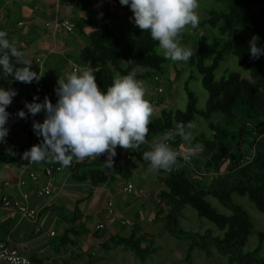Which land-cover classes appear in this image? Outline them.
<instances>
[{"label":"trees","instance_id":"16d2710c","mask_svg":"<svg viewBox=\"0 0 264 264\" xmlns=\"http://www.w3.org/2000/svg\"><path fill=\"white\" fill-rule=\"evenodd\" d=\"M63 1L73 3V8L77 11L89 13L95 10L93 0ZM218 1L224 7L211 8L207 11L208 17L200 19L199 26L208 28L210 33L195 39L194 51L187 60L191 70H196L201 75V84L207 92L205 105L198 106V97L186 81L185 108H161L160 113L152 117L146 137L147 142L152 137L164 138L175 131L177 123L184 124L188 131L187 126L197 117H202L208 121L212 136L196 137L190 144L192 148L202 147L211 153L202 166H199V159L185 161L178 157L184 162L182 166L156 171V181L162 186L154 198V220L162 221L160 231L189 240L186 264H194V248L204 251L208 256H226V264H264V230L257 229L256 245L246 248L254 229V221L251 213L234 196H247L259 211L264 212V54L253 58L249 52V40L253 35L259 37L257 44L264 46V0ZM102 4L95 11L96 14L102 13L99 20L93 21L91 16L84 20H71L73 31L85 39L79 55L81 64L90 66L93 71L99 69L95 75L102 89L112 83L115 74L123 75L133 70L137 79L148 77L159 81V77L165 72L167 59L158 53V41L153 40L148 31L142 32L133 23L130 19L133 13L128 5H122L120 0H106ZM185 35L186 30L178 38ZM8 38L12 40L9 34ZM16 45L32 61L31 68L41 73L43 62L37 61V55L27 52L19 44ZM227 56L236 57L240 69L248 71L249 75H242L240 70L229 66L218 75L216 70ZM12 79L11 75L7 78L0 76V86L17 92L7 106L10 115L6 127L9 131L4 140L0 141V161L15 159V153L19 150L16 145L18 126L31 130L33 121H37L36 114L33 116L28 113L24 118L18 115L20 109L28 112L25 102L32 99L33 86L37 81L25 83ZM40 80L44 85V96L47 95L55 103L58 97L55 90L50 88L55 80L52 77H41ZM214 113L220 114L222 122L211 120ZM14 118L17 120L16 124L13 122ZM44 118L43 111L42 121ZM236 119L239 123H236ZM229 125H233V129ZM246 128L250 130L247 131ZM41 140L42 138L38 140L39 143ZM183 141L177 135L169 143L178 150L182 149L180 146ZM147 142L135 149H125L118 145L114 157L122 152L124 158L122 162H116L112 158L110 166H115L114 174L103 169L102 165H107L104 158L86 157L75 162L71 176L77 181L89 180L94 186L118 177L128 183L139 162L144 169H149V161L143 159ZM226 163L227 169L223 170ZM211 172L213 174L210 181L204 183L205 175ZM209 195L217 199L228 213L213 205L207 199ZM79 201L73 207L72 216L66 218L70 225L58 234L59 250L66 249L68 244L75 245L76 237L83 232L75 223L81 216ZM187 206L195 209L198 217L211 221L222 233L215 234L210 228L204 232L184 229L181 217ZM140 207L141 213L149 209L143 202ZM138 211L134 213L138 215ZM108 244L132 249L141 261L158 249L153 235L143 228L140 221L133 224L128 235L111 234L108 243H103L105 247Z\"/></svg>","mask_w":264,"mask_h":264},{"label":"clouds","instance_id":"9594fccd","mask_svg":"<svg viewBox=\"0 0 264 264\" xmlns=\"http://www.w3.org/2000/svg\"><path fill=\"white\" fill-rule=\"evenodd\" d=\"M120 3L132 10L133 23L158 41L157 51L162 52L165 59L187 61L191 57V49L181 45L178 37L189 26L199 24L200 0H120ZM258 39L253 35L249 40L253 58L264 54V46L257 44ZM31 64L26 53L0 29V76L11 75L12 80L25 83L38 82L44 73L33 70ZM97 71L99 69L74 71L64 78L60 75L55 103L47 95L43 101L34 96L31 102L25 103L27 113L24 109L18 111L21 118L28 113L34 116L42 110L45 112L42 122L33 121V129L42 137L41 142L23 154L30 162L59 163L68 167L74 158L99 157L107 152L106 162L110 166L118 145L135 149L147 142L148 126L155 109L135 71L115 74L106 89L98 84ZM16 94L15 89L0 86V141L8 134L6 124L10 113L7 106ZM177 135L184 141H190L192 136L184 124L177 123L172 134L143 152L150 171L169 170L177 163L180 153L168 143ZM190 154L194 153L190 150ZM190 154H184L183 160L187 161Z\"/></svg>","mask_w":264,"mask_h":264},{"label":"rangeland","instance_id":"374dc122","mask_svg":"<svg viewBox=\"0 0 264 264\" xmlns=\"http://www.w3.org/2000/svg\"><path fill=\"white\" fill-rule=\"evenodd\" d=\"M93 8L90 12L93 21H97L96 10L102 7V3L106 0H93ZM224 4L218 0H200V6L198 12L200 14V19L208 17L207 11L211 8L221 9ZM53 25V24H52ZM48 29L51 26L45 25ZM40 32L44 33V28H38ZM209 29L205 27H200L199 24L196 27L189 26L186 30V35L182 38H178L181 45L190 48L194 51L195 39L203 35L209 34ZM66 36H65V35ZM61 34V39L59 40V46L57 51L50 54L44 65V69L48 67H55L57 72L52 76L55 80L53 86L50 88L54 89L57 87V80L61 75L62 78L66 77L68 74L74 72L73 68L76 67L77 72L83 71L81 66H83L79 60L80 55V45L77 42H73L75 35L74 33H64ZM78 38V35H77ZM83 39V37H81ZM70 43L74 48L65 49L64 43ZM80 42V41H79ZM163 55L162 52H158ZM209 59V58H208ZM207 59V60H208ZM210 60V59H209ZM44 61V60H43ZM165 72L159 77V81H155L152 78L138 79L142 82L146 96L154 106L155 112L153 116H157L161 108H182L186 106V92L184 89L185 82L188 81L189 87L198 97V106L203 107L205 105V100L207 97L206 89L201 84V75L196 70H191L188 61H170L167 59L165 65ZM230 67L235 70H240L242 75H249L248 71L241 70L237 63V58L234 56L225 57L216 73L219 75L223 72L225 67ZM159 87H162L160 90ZM43 94L45 95L44 85L42 88ZM56 94V92H55ZM33 95V93H32ZM211 120L221 121L222 118L220 114H213ZM236 123H239L236 119ZM191 140L183 141L179 149L180 153L190 154V150L194 154H190V160L199 159V166H202L204 161L210 156L211 151L208 149H203L202 147L196 149L192 148L190 142L197 138H210L212 136V130L208 124V121L202 117H197L193 122H191ZM229 128L233 129V125H229ZM246 130H250L246 128ZM163 138H150L147 142L146 150L151 148V145L160 142ZM108 156V155H106ZM180 157H183L180 155ZM104 160H108L105 157ZM184 164L183 160H177V163L172 167H179ZM193 164V163H192ZM139 168L135 170V175H133L132 180L135 183V189L131 192L125 190L122 191V185L125 180L118 177V183L116 180H111L98 186L99 189H107L101 192L99 195V209L105 206L108 200V208L106 211H102L95 216L87 218L84 220L79 227L83 229L85 227L96 226L98 220L104 223V227L92 229L90 235L85 236V234L80 233V236L76 237V244H68L67 248L64 249L61 255H57V251H53L51 258L45 264H186L185 255L188 249L189 240L179 239L168 233L160 231L162 224L161 220H154L153 204L156 192L160 189L162 184L157 182V172L150 171L149 169H144L141 163H138ZM228 163L223 165V170H226ZM103 169L107 172L114 174V169L110 170L112 166L102 165ZM66 169V167H63ZM109 169V171H108ZM201 171H203L201 169ZM212 172L207 173L203 179L204 183L210 181ZM104 186V187H102ZM124 187V185H123ZM140 191H144L141 193ZM115 192V194H114ZM236 200L241 202L243 206L251 213L254 221V229L249 237L246 248L250 249L254 247L258 241L256 230H264V212L259 211L256 206L249 201L247 196H241L238 194L234 195ZM138 197V198H137ZM101 198V199H100ZM207 199L211 201L213 205L218 207L219 210L228 213L217 199L212 196H207ZM130 201V202H128ZM149 206V209L141 213L140 203ZM152 208V209H151ZM111 209L112 211H109ZM114 210V211H113ZM140 210V211H138ZM138 211L139 214L136 215L134 212ZM111 213V214H109ZM141 213V214H140ZM113 217L111 219V216ZM116 217V218H114ZM140 221L143 228L148 230L153 239L158 246L157 251L153 252L146 257L145 260L141 261L135 252L123 245H118L112 247L111 241H109L108 247H105L103 243H108V238L111 234L119 233L128 235L130 230L133 228V224ZM87 222V223H86ZM181 222L184 229H194L204 232L206 229L210 228L215 234H221L222 230L218 229L211 221L206 218H200L196 214L195 209L187 206L184 209V215L181 217ZM77 225V224H76ZM57 230L59 229L56 226ZM96 234V236L94 235ZM51 242L53 245L59 244V235L51 236ZM72 248V249H71ZM71 249V250H69ZM214 249V248H213ZM264 253V243L263 250ZM226 256L217 255V257L208 256L204 251L194 248L192 250V261L194 264H226Z\"/></svg>","mask_w":264,"mask_h":264},{"label":"crops","instance_id":"0c3cea01","mask_svg":"<svg viewBox=\"0 0 264 264\" xmlns=\"http://www.w3.org/2000/svg\"><path fill=\"white\" fill-rule=\"evenodd\" d=\"M72 4L63 0H0V29L7 31L9 37L16 44L23 46L27 52L43 58L41 74L44 73L42 76L44 78L52 77L56 74L57 70L55 67L47 66L44 69L45 62L50 54L57 51L58 41L62 40L61 34L71 33L66 32L60 26H56V21L65 16L70 17L73 21L77 19L84 20L91 16L90 12L75 10ZM47 21L51 22L49 29L45 26ZM38 28H44V33L40 32ZM77 35H75L73 42H77L76 44L80 45L83 41L82 45H80L81 49L85 39H82L79 35L77 38ZM64 45L65 49L74 48L70 43L65 42ZM84 66H81L82 70H85ZM16 121V118H14L13 122L15 124ZM38 143L39 141L35 144ZM15 154L19 156L21 152L18 150ZM16 155L13 161H0V196L19 197L23 191H27L29 197L26 202L31 206L38 207L40 212L38 219L32 221L12 208L0 207V240L7 241L8 244L29 256L33 262L32 264H45L51 258L55 248H57L55 250L58 252L57 255L63 253L64 249L59 250L57 245L52 244L51 236L60 234L63 229L70 225V221L66 218L72 216L73 207L77 200H80L78 205L81 211V216L75 222L78 226L83 224L84 220L87 221V218L106 211L110 200L104 204L102 211H100L101 209L98 210L100 205L98 197L102 191H107V189H99V185L94 186L89 180H74L71 176V171L77 161L75 158L66 169L62 167L61 170L53 172L52 195L49 197L39 196L37 190L46 179L43 171L45 162H36L34 165V169L38 174L37 180H29L26 185H21L19 184V178L25 176L26 172L22 170L17 162ZM106 155V153H101L99 157L90 158L108 157ZM123 158L124 155L120 152L113 160L122 162ZM56 164L60 165L59 163ZM113 169L115 170V166H112L110 170ZM137 169H140L139 165L134 169L133 175H135V170ZM116 182L118 183V179H116ZM131 182H133L132 179ZM91 188L92 193H90ZM134 189L135 183L133 184ZM140 192L144 193V191ZM100 222L102 221L98 220L96 226L93 225V227L97 228V224ZM56 226L59 227L58 230ZM93 227L90 229L88 225L87 227L84 225L82 234H85V236L90 235L94 231H92ZM51 230L55 231L54 235L50 234Z\"/></svg>","mask_w":264,"mask_h":264},{"label":"built area","instance_id":"2783aa9c","mask_svg":"<svg viewBox=\"0 0 264 264\" xmlns=\"http://www.w3.org/2000/svg\"><path fill=\"white\" fill-rule=\"evenodd\" d=\"M102 16L101 12L97 14V20H99ZM99 22V21H98ZM50 21H47L45 25H49ZM56 26H60L66 32H73V22L69 17H64L56 21ZM37 61L40 63L43 62V58L38 56ZM84 69L91 70L92 68L88 65L84 66ZM73 71H77L76 67L73 68ZM43 84L42 81L39 80L33 86V97L32 99L27 100L26 102H31L35 97L38 98L39 101H43L45 96L42 91ZM161 90L162 87H159ZM25 102V103H26ZM42 114L43 110L38 112L37 121L42 122ZM42 137L38 136L34 129L28 130L27 128H20L16 132V145L18 146L21 154L17 156V162L21 166L22 170L26 172L25 176L19 178V184L26 185L29 180H37L38 174L34 169V165L36 162H30L29 158H26L23 154L26 150L30 149L32 145H34L38 140ZM163 140V139H162ZM161 140V141H162ZM160 141V142H161ZM169 143V141H168ZM180 151L179 149L177 150ZM107 154V152H105ZM180 153V152H179ZM124 155V154H123ZM180 155H184L180 153ZM127 156L130 157V154L127 153ZM180 157V156H179ZM190 159V156H189ZM62 169L61 165L54 164H45L43 166V171L46 176V179L43 185L37 190L39 196L49 197L53 193V180L52 175L54 171H59ZM123 190L127 192H131L133 190V184L131 182L125 183ZM29 197V193L27 191H23L19 197H10L8 195L0 196V207H8L16 210L25 218H28L32 221H36L39 217V208L36 206H31L26 202V199ZM109 211H112L109 209ZM104 227V223L100 222L97 224V228ZM51 235L55 234L54 230L50 231ZM32 260L29 256L25 255L21 251H19L16 247L11 246L7 243V241L0 240V264H32Z\"/></svg>","mask_w":264,"mask_h":264}]
</instances>
